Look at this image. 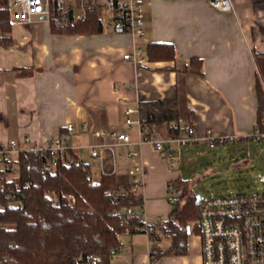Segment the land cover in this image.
Here are the masks:
<instances>
[{
	"label": "crops",
	"instance_id": "0c3cea01",
	"mask_svg": "<svg viewBox=\"0 0 264 264\" xmlns=\"http://www.w3.org/2000/svg\"><path fill=\"white\" fill-rule=\"evenodd\" d=\"M232 3L235 11L226 12L212 7L209 0H146L145 34L137 42L114 31L111 19L107 24L102 19L101 34L87 36L54 35L50 20L44 18L29 25L11 23L6 34L11 41L0 42V138L21 142L30 136L44 141L62 134L65 124L82 122L126 132L132 143L122 151L135 150L138 156L121 159L117 176L128 182V169L145 162L142 210L151 222L166 217L172 211L168 185L184 178L182 166L172 169L152 145L141 144L138 129L125 125V110L142 102L168 100L176 102L179 120L194 126L200 140L193 145L208 142V135L215 137L216 144L254 140L250 136L258 123L255 88L260 75L255 55L264 52V0ZM159 42L174 44V61L148 59L146 46ZM136 47L146 59L140 66L124 60ZM193 58L202 60V74L188 67ZM157 125L162 138L176 134L167 121ZM91 140L84 134L74 137V154L97 171L88 155ZM185 148L180 150L181 158ZM195 239L194 264H200ZM123 248L122 243L119 252ZM179 258L182 264H191L186 255ZM149 261L148 250L132 260L124 252L111 264Z\"/></svg>",
	"mask_w": 264,
	"mask_h": 264
},
{
	"label": "trees",
	"instance_id": "16d2710c",
	"mask_svg": "<svg viewBox=\"0 0 264 264\" xmlns=\"http://www.w3.org/2000/svg\"><path fill=\"white\" fill-rule=\"evenodd\" d=\"M2 1V0H0ZM85 19H77L72 10L53 7L50 28L54 35H98L104 29L96 7H86ZM8 12L0 8V42L10 40ZM11 41V40H10ZM145 53L151 61H174L172 43H149ZM259 76L257 92V128L264 132V52L255 55ZM188 67L202 74V60L193 58ZM27 72V70H22ZM31 73V72H30ZM144 123L153 126L169 122L171 132L176 131L180 118L176 102L147 101L139 105ZM256 131V130H255ZM75 156V154H74ZM78 156H76L77 159ZM20 176L0 191V200L22 203L0 211V257L5 264H111L120 251L123 234H138L142 219L131 216L121 224L120 210L131 207L142 212L144 198L131 190V184L108 172L99 181L88 179V164H59L56 173L49 171L46 156L27 153L19 157ZM30 183V188L25 184ZM174 185L184 189L185 202L172 207L168 225L163 229L170 240L167 249L154 246L150 260L153 264L167 256L182 257L188 254L187 227L200 214L197 194L190 191V179L180 177ZM75 199L72 202L69 196ZM54 197L59 200L55 205Z\"/></svg>",
	"mask_w": 264,
	"mask_h": 264
},
{
	"label": "built area",
	"instance_id": "2783aa9c",
	"mask_svg": "<svg viewBox=\"0 0 264 264\" xmlns=\"http://www.w3.org/2000/svg\"><path fill=\"white\" fill-rule=\"evenodd\" d=\"M209 1L212 7L219 10L235 11L232 0ZM145 2L146 0H2L0 8L8 12L11 23L28 25L43 18L49 21L53 7L57 6L72 10L77 19L86 18L87 6L96 7L98 12L104 8L111 13L110 26L114 31L127 33L137 42L143 39L145 34ZM124 60L136 66L143 65L146 61L139 47L125 54ZM125 111V125L130 129L136 127L141 135V144L152 145L172 169L180 168V150L200 140L192 123L179 120L177 134L162 138L157 124L150 126L142 121L139 106ZM134 115L137 117H133ZM64 128L62 134L44 141L33 140L30 136H25L21 142L3 141L0 138V191H5L7 184L20 176L19 157L22 153L46 156L49 159V171L53 173L57 172L59 164H86L74 156L75 146L72 140L77 135L84 134L92 139L87 145L88 155L97 165V171L91 166L89 169L88 179L92 181H99L108 172L118 174L121 170V159H135L138 156L135 150L126 153L122 151V148L132 143L130 135L126 132H109L87 122L67 123ZM250 137L262 141L264 132L260 133L259 129H256ZM206 140L216 144L215 137L211 135H208ZM147 172L145 162H135L128 169V183L131 184L132 192L142 193ZM257 178L264 185V175L260 174ZM25 187L30 188V183L25 184ZM166 196L171 207L185 202L184 189L177 188L173 182L168 185ZM69 199L75 201L72 195ZM54 200L55 205H58L59 200L56 197ZM8 206H22V203L5 204L0 200V211H4ZM119 212L121 224L131 216H139L142 219L138 233L148 239L149 252L153 245L161 247V241L165 239L163 229L168 225L169 215L151 222L143 210L136 214L131 207L123 206ZM189 226L190 235L199 240L200 264H264V193H229L222 196L213 194L207 199L202 198L199 217ZM0 264H5L1 257ZM144 264L152 263L149 261Z\"/></svg>",
	"mask_w": 264,
	"mask_h": 264
},
{
	"label": "rangeland",
	"instance_id": "374dc122",
	"mask_svg": "<svg viewBox=\"0 0 264 264\" xmlns=\"http://www.w3.org/2000/svg\"><path fill=\"white\" fill-rule=\"evenodd\" d=\"M99 12L107 24L111 19V13L104 8H101ZM182 152V175L184 179H190L192 183L198 180L194 183L192 192L201 195L203 199L213 194L222 196L229 193H264V185L257 178L260 174L264 175V140H234L220 144H211L208 141L197 145L192 144ZM80 156L88 160L86 154ZM244 161H247L248 165H245ZM120 241L124 244V248L116 256L127 252L128 259L132 260L134 256L148 252V239L141 233L132 237L123 235ZM196 243V239L190 235V248L186 256L191 264H194ZM169 245V239L161 241L162 248L167 249ZM182 261L179 257L167 256L154 264H182Z\"/></svg>",
	"mask_w": 264,
	"mask_h": 264
},
{
	"label": "water",
	"instance_id": "95a60500",
	"mask_svg": "<svg viewBox=\"0 0 264 264\" xmlns=\"http://www.w3.org/2000/svg\"><path fill=\"white\" fill-rule=\"evenodd\" d=\"M243 163H244L245 165H248V162H247V161H244ZM243 163H241V164H243ZM197 181H198V180H195V182H193V183L190 184V187H189L190 191H192L193 185H194V183H196ZM201 200H202V196H201V195H197V201H196V203H197V204H200ZM187 233H188V235L191 234V227H190L189 225H188V227H187Z\"/></svg>",
	"mask_w": 264,
	"mask_h": 264
}]
</instances>
